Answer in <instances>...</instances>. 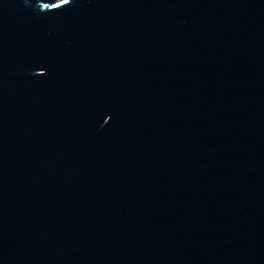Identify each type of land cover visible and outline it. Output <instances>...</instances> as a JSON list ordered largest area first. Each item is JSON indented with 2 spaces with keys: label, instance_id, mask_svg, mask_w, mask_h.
Returning a JSON list of instances; mask_svg holds the SVG:
<instances>
[{
  "label": "water",
  "instance_id": "1",
  "mask_svg": "<svg viewBox=\"0 0 264 264\" xmlns=\"http://www.w3.org/2000/svg\"><path fill=\"white\" fill-rule=\"evenodd\" d=\"M0 264H264V0H0Z\"/></svg>",
  "mask_w": 264,
  "mask_h": 264
},
{
  "label": "rangeland",
  "instance_id": "2",
  "mask_svg": "<svg viewBox=\"0 0 264 264\" xmlns=\"http://www.w3.org/2000/svg\"><path fill=\"white\" fill-rule=\"evenodd\" d=\"M57 1H59V0H57Z\"/></svg>",
  "mask_w": 264,
  "mask_h": 264
}]
</instances>
